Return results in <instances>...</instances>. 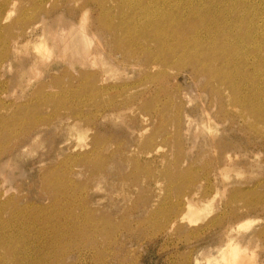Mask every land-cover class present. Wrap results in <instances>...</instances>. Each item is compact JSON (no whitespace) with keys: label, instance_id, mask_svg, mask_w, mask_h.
<instances>
[{"label":"rangeland","instance_id":"rangeland-1","mask_svg":"<svg viewBox=\"0 0 264 264\" xmlns=\"http://www.w3.org/2000/svg\"><path fill=\"white\" fill-rule=\"evenodd\" d=\"M141 1L0 0V224L24 239H0L6 264H218L228 240L238 264H264V119L215 75L226 62L204 56L207 39L164 59L152 42L118 63L99 5L116 25ZM166 1L214 14L237 0ZM243 1L263 31L264 0ZM81 15L101 52L86 67L61 46ZM42 23L49 55L34 47ZM224 58L238 63L235 83L252 71L251 55Z\"/></svg>","mask_w":264,"mask_h":264},{"label":"bare ground","instance_id":"bare-ground-1","mask_svg":"<svg viewBox=\"0 0 264 264\" xmlns=\"http://www.w3.org/2000/svg\"><path fill=\"white\" fill-rule=\"evenodd\" d=\"M245 3H246V1L237 0V1L232 2L228 6V11L226 13L222 12V10L220 8L214 14H211L210 11L199 12L198 10H196L194 8V6L191 3L188 4V6L186 4L184 6H180L178 3L176 4L175 2L173 4H169L166 0H148V2L141 1L138 4L136 10L130 9L128 11V14L133 19L132 21L129 22L128 20H126L125 14H124L125 12H122V14H124L123 17H122V14L120 12L119 13L120 22L116 25H114L111 22L112 17L107 14L108 12H106L105 6H104V8H102V5H99V10H100V12H99L100 13V22H99V24H100V26L97 28V32L98 31L101 33L105 32L106 34H108L111 37L112 43H113L112 48L114 50V53L120 54L122 57L121 60H118V63H126V61L128 62L130 58L136 59L137 58L136 54L138 51L147 52V54H148V52H150V50H151L152 42L156 45L157 51H159V53H157V54H160L164 59L167 57L168 54H170V52L172 53L174 51H180V50H183L185 48H189L190 46H197L198 44H200L199 41L207 39L209 44H206V47H205L206 51L202 52L204 54V56L207 59H215L216 56H219V58L217 57V59L220 60L221 64L223 62H226L224 65H222L221 69L217 68L220 71H218V73H216L215 75H217L221 78L231 79L229 85H230V88L235 93V95L237 96V97L235 96V98L237 100H239V102H241L242 105H245L246 107H258L257 110H255V117L259 120H262V119H264V52H263V47H262L259 40H261V38H263L262 34L264 33V30L262 31V30H258V28H255V26H257L256 22L253 19H249L250 18L249 15L248 16L246 14L243 15L245 12V9H242L241 7ZM216 4H220V3H218V1H217V2H215V5ZM38 5H39V3H38ZM39 8H41V7H39ZM226 8H227V6H226ZM208 10H211L210 7H208ZM10 11H13V10H9L7 13V16L10 14L9 13ZM5 13H6V11H5ZM245 13H247V12H245ZM83 15H81L82 19L80 18L81 19L80 23H79L80 25L78 28H76L77 30H74L72 28V26L71 27L69 26L70 29L68 31H66L68 33L67 39H66V41L61 43L62 45L61 44L60 45L62 47L64 46L65 50L70 49L72 54L79 56L80 59L82 60L81 63L83 65H85V67H86V65L89 64L90 60L92 63H90L89 65H94L96 62V57H98V55H101V52L98 50L97 46L95 48H92V43H93L94 38H96L95 37L96 34H94L95 32L94 33L92 32L90 35L85 31L84 21L86 19L85 18L86 15L84 16L85 19L83 18ZM115 15H116V13H115ZM7 16H6V18H7ZM188 18H192L191 19L192 21L191 22L188 21V23H187V21H185V20H187ZM42 22H44V21H42ZM57 29H58V26H57ZM53 30H54V28H53ZM31 32L33 34H37V32H40V34H38V36H39L38 41L35 42L36 45L34 46V47L37 46V51L40 52V54H42V55L43 54L44 55L45 54H47V55L51 54V50L50 51L45 50L46 47H48L49 49L51 47V46L50 47L48 46L49 44H47V41H46L45 25L44 24L43 25L36 24L35 26L32 27ZM62 33L63 32L59 33V35L60 34L62 35ZM55 35H57V34H55ZM35 36H37V35H35ZM62 37H65V35ZM35 43L32 42L31 44H35ZM52 43H53V41H52ZM53 45H55V43ZM7 50H9V48ZM57 50H58V48H57ZM197 50H198V48H197ZM55 53H56V51H55ZM181 53H184V52H181ZM233 53H235L238 56L239 60L242 61L243 64H245V66L248 65L247 64V61H248L247 57L249 55H251V57L253 56V63L252 62L250 63L252 65V71L247 72L245 74L241 73L240 78L237 79L238 81H236L237 83H235L233 81V78L236 79L235 75L241 71L240 68L238 67V63L236 61H234V62H231L230 60L228 61L227 58H224V56L226 54L232 55ZM172 55H173V53H172ZM180 55H182V54H180ZM57 56H59V55H57ZM187 56H188V54H187ZM36 57H38V56H36ZM181 57H183V56H181ZM185 57H186V55H185ZM107 59H111V58L107 57ZM179 59H180V57H179ZM169 60H170V58H169ZM148 61H149V57L144 58L140 61L135 60V64L140 63L141 65H147L148 66V64H147ZM165 62H163V63H165ZM103 63L108 64L109 70L113 69V66L110 65L112 63H110L109 60L105 59L103 61ZM203 64L204 63H202V65ZM217 64H219V63H217ZM119 65L120 64H118V66ZM124 65H127V64H124ZM177 65H179V64H177ZM80 67H82V66H80ZM135 67H136V65H135ZM219 67H221V66H219ZM125 68H123V71H125ZM161 69L162 68H160L159 70H161ZM82 74H84V73H82ZM88 76H90V79H94L95 75L93 73H90ZM239 80H240V82H239ZM238 83H240V84H238ZM244 83L248 84V86L245 85ZM18 85H20V84H18ZM104 87L105 86L96 88L95 86L91 85V87L88 91L91 92V95L95 94L94 96H96V95L100 94L99 92H101V91L103 92ZM102 88H103V90H102ZM246 88L248 90H246ZM86 89H88V88H86ZM96 93H98V94H96ZM231 94H233V93H231ZM228 96H230V94ZM237 100H235V102ZM238 105H239V103H238ZM34 114H36V113H34ZM38 116H39V113H38ZM47 116L48 115H46V117ZM41 117H44V116H41ZM17 118H19V117H17ZM31 118H33V117H31ZM44 119H46V118H44ZM23 122H25V121H23ZM33 122H34V120H33ZM37 122H35V123H37ZM1 123H2V121H1ZM16 124H17V122H16ZM2 130H3V128H2ZM98 155H100V154H98ZM53 180H54V178H53ZM53 180H52V182L55 181V183H56V180H54V181ZM57 184H58V180H57ZM0 202L2 203V201H0ZM4 202H6V201H4ZM191 208L192 207L190 205H188V210H191ZM21 210H22V208H21ZM18 212H17V214H18ZM17 214H16V216H17ZM13 217H15V216H13ZM32 217H34V216H32ZM6 218H7V216H6ZM9 218L12 219L11 216ZM24 218L27 219L26 217H24ZM29 219H31V217L28 218V220ZM19 220L21 223L22 220L21 219H19ZM28 220H25V221L27 222ZM38 220H40V219L38 218ZM38 220L37 221L34 220L35 224H36V222H39ZM28 222H27V224H28ZM1 223H2V221H1ZM35 224H33L32 227H34ZM2 225L0 224V239H3L7 243V246H9V243H12L15 241L21 242L22 240H24L23 236L17 235L12 231V227H11V224H9V222H5V224H2ZM14 225H16V224H14ZM24 225H25V223H24ZM241 226H244V225H239L238 227L240 228ZM4 227L7 229L6 232H5V230L1 231V228H4ZM28 230H30V229L28 228ZM36 230H38V229H36ZM33 233H34V231H33ZM40 233H42V231H40ZM40 235H42V234H40ZM30 236L34 237V235H30ZM232 245L233 244H231V241L228 240V242L225 244V246L221 249V251L219 252L220 253V259L219 260L216 259L217 260L216 262L218 264H238L237 262L240 259L237 258V252H238V249L240 247L237 246V243L235 244L236 245L235 247H233ZM17 249H16V251H17ZM243 252L241 251V253H243ZM10 253H12V252H10V250H9L8 255H10ZM6 256L7 255L0 256V264H6V262H7ZM238 256H240V253L238 254ZM246 257L243 256V258H246ZM242 260H244V259H242ZM243 264H245L244 261H243Z\"/></svg>","mask_w":264,"mask_h":264}]
</instances>
